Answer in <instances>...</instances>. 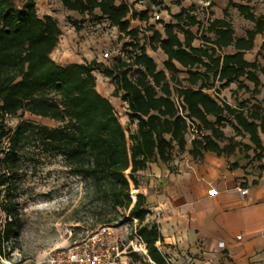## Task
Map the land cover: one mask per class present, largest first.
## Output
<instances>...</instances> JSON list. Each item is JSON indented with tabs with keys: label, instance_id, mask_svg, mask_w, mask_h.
I'll return each instance as SVG.
<instances>
[{
	"label": "trees",
	"instance_id": "1",
	"mask_svg": "<svg viewBox=\"0 0 264 264\" xmlns=\"http://www.w3.org/2000/svg\"><path fill=\"white\" fill-rule=\"evenodd\" d=\"M59 1L69 11L115 27L129 39L127 51L112 66L96 59L60 65L51 57L62 34L58 22L40 18L36 0L21 7L15 0H0V257L9 260L17 249L23 167L36 170L59 162L83 184L96 224L137 223L135 238L146 253L130 252V264H170L158 247L164 240L158 225L146 223V196L131 192L140 189V175L151 164H169L185 152L197 163L209 152L228 160L237 155L249 163L264 160V46L260 59H245L256 35H264V17H256L250 6L261 0H228L224 17L206 23L198 19L195 5L182 7L174 22H159L162 31L147 26L148 45L166 56L162 70L141 43L142 31L131 27L133 19L147 22L148 10L137 12L123 0ZM231 9L254 24L245 37H235ZM228 47L235 52L222 54ZM97 72L127 105L129 124L135 126L128 136L111 100L97 89ZM233 86L231 103L221 94ZM237 92L246 97L238 99ZM26 113L57 126L24 119ZM11 118L19 119L15 128L8 125ZM238 167L229 162V169Z\"/></svg>",
	"mask_w": 264,
	"mask_h": 264
},
{
	"label": "crops",
	"instance_id": "2",
	"mask_svg": "<svg viewBox=\"0 0 264 264\" xmlns=\"http://www.w3.org/2000/svg\"><path fill=\"white\" fill-rule=\"evenodd\" d=\"M56 1L58 8L49 5V0H36L39 17H52L62 31L59 43L51 54L52 59L60 65L92 61L93 56L85 53L82 58L71 55L74 49L72 35L76 32L68 20L74 22L87 16L69 11L59 0ZM123 1L137 12L149 11L147 22L131 20V27L139 28L146 35V41L151 35L145 29L147 25H155L162 31V24L154 22L151 16L152 10L164 7L161 11L166 14L163 22L171 23L174 22L173 15L179 13L182 7L201 3L181 0L179 5H172L171 0H154L161 3L156 5L152 0ZM257 2L250 6L254 8L256 17H264V13L259 14L255 8ZM227 4L228 0H205L202 5L210 6L211 21L224 17L223 11ZM229 14L236 38L245 37L246 31L253 30L254 24L243 18L236 9H231ZM103 23L107 24L106 21ZM109 28L113 37L123 36L115 27ZM191 30L199 36L197 27ZM210 37L213 35L210 34ZM200 43L196 38L194 46ZM145 45L147 54L155 62L154 55L159 54L161 66L156 62L157 67L158 70L164 69L165 54L161 50L153 51L147 42ZM262 45L264 35L258 34L254 48L245 52V59L249 62L260 59L258 52ZM234 52L233 47H228L221 53ZM98 77L109 80L102 75H98L97 80ZM110 86L108 94H102L107 98L114 90L112 84ZM261 141L264 146L263 134ZM189 148L190 141L187 150ZM229 162H237L239 167L229 169ZM259 164L264 166V160L249 163L241 155L228 160L210 152L204 155L202 162L197 163L185 152L169 164L153 163L141 173L145 182L135 192L146 196L150 209L146 223L158 225L164 239L158 247L170 264H264V169H259ZM245 189L247 193L242 192Z\"/></svg>",
	"mask_w": 264,
	"mask_h": 264
},
{
	"label": "rangeland",
	"instance_id": "3",
	"mask_svg": "<svg viewBox=\"0 0 264 264\" xmlns=\"http://www.w3.org/2000/svg\"><path fill=\"white\" fill-rule=\"evenodd\" d=\"M15 1L21 7L25 0ZM190 1H201V3H195L196 12L200 21L206 23L212 14L210 6L202 5L205 0ZM56 2V0H49V5L58 8ZM180 2L181 0H171L170 3L179 5ZM255 6L259 14L264 13V2H257ZM164 9V7H157L156 10H152V17L157 11V13H161L162 18V20L154 22H163L166 14L161 11ZM232 15L234 16V13H231ZM68 24H73L74 32H76L72 35L74 49L71 55H75L77 58H82L85 53L106 66H112L121 52L127 51L125 45L129 39L123 36L113 37L109 26L94 17H80L74 22L68 20ZM142 34L140 36L141 43L146 44V35L143 32ZM105 53L109 54L108 58L104 57ZM154 59L161 66L159 54L154 55ZM96 75L100 74L97 72ZM110 85V80H102L98 77L97 89L101 95L107 93V90L111 88ZM232 88L224 90L221 97L234 103L235 98L232 92L235 87ZM236 95L238 99L246 97L242 92H237ZM109 99L128 136L135 130V126L129 124L127 105L120 98L114 97L112 93L109 94ZM24 119L49 127L57 126L53 121L28 113L24 115ZM18 123L19 119H8V125L12 128H15ZM224 131L228 136L233 134L230 127ZM191 138L190 132L187 136L188 142ZM140 180L142 184L145 182L142 174ZM18 188L22 229L17 249L11 254V259L3 260L0 257V262L4 264H50L49 259L55 252L91 243L97 240V236L105 230L112 234L109 239L110 245L119 251V254H114L115 256L108 264H130V252L145 254L139 251V240L135 238L137 223L128 220L122 225L115 224L111 227L96 224L83 184L78 178L70 175L59 162L36 170L23 167ZM131 194L135 196V190H132ZM1 218L3 219V217Z\"/></svg>",
	"mask_w": 264,
	"mask_h": 264
},
{
	"label": "built area",
	"instance_id": "4",
	"mask_svg": "<svg viewBox=\"0 0 264 264\" xmlns=\"http://www.w3.org/2000/svg\"><path fill=\"white\" fill-rule=\"evenodd\" d=\"M142 2V1H141ZM155 21L162 20L160 13H154ZM105 58L109 57L108 53L104 54ZM247 193V190H242ZM112 237L108 230L100 233L97 240L83 245H76L65 250L57 251L51 255L50 264H108L113 256L118 255L119 251L110 245L109 239ZM139 251L146 253L145 245L139 241ZM115 254V255H114Z\"/></svg>",
	"mask_w": 264,
	"mask_h": 264
}]
</instances>
